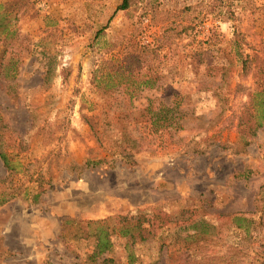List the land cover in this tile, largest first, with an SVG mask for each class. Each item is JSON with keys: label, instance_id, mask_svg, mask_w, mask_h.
I'll list each match as a JSON object with an SVG mask.
<instances>
[{"label": "rangeland", "instance_id": "obj_1", "mask_svg": "<svg viewBox=\"0 0 264 264\" xmlns=\"http://www.w3.org/2000/svg\"><path fill=\"white\" fill-rule=\"evenodd\" d=\"M120 2L0 0V264H243L264 245V0Z\"/></svg>", "mask_w": 264, "mask_h": 264}, {"label": "trees", "instance_id": "obj_2", "mask_svg": "<svg viewBox=\"0 0 264 264\" xmlns=\"http://www.w3.org/2000/svg\"><path fill=\"white\" fill-rule=\"evenodd\" d=\"M129 1L130 0H121L120 4L115 8V11L124 10V9L128 8ZM236 55L241 56V53L237 52ZM155 56H157V55L155 54ZM9 70L10 69L7 68V71H9ZM12 70L14 71L15 68H13ZM163 107L165 108V116L163 118H161L162 123L165 126H173V123H172L173 119H174L173 116L172 115H169V117L167 116V113H169L170 110L165 105ZM256 107L257 108L255 110H256L257 116H254V118L257 117L258 122H255L256 124H254V121L252 120L253 122L247 128L248 131L246 132V135H249V136H253L255 134V129L261 125V121H264V98H261L257 102ZM252 119H253V117H252ZM248 143H249V140H244L245 145H247ZM0 158L3 162V165L6 168H8L9 165L7 163V159L1 151H0ZM141 222L142 221L140 219L137 220L133 225L131 224L127 228H124L122 230V233L124 235H128L129 237L132 236L134 230H136L137 228H140ZM98 223L96 224V230H95V234H94L93 250L90 253V255H88V257H87V260L90 262H95L97 260L98 256H101V254L103 252L109 250L111 245H112V242L110 240L109 228L107 226H100V224H98ZM102 223H105V221H103ZM87 224H90V222H87ZM260 246H261V244H260ZM261 247H262V250L260 249L259 251L256 248H252L253 255H256V256L253 257V255H252V256L248 257L247 260L243 261V264H264V245H262ZM257 254H258V256H257Z\"/></svg>", "mask_w": 264, "mask_h": 264}]
</instances>
